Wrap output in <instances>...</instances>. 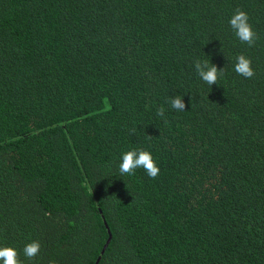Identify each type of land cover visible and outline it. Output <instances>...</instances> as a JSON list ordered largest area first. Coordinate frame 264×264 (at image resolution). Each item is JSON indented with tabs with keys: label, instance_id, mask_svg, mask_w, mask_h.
<instances>
[{
	"label": "trees",
	"instance_id": "trees-1",
	"mask_svg": "<svg viewBox=\"0 0 264 264\" xmlns=\"http://www.w3.org/2000/svg\"><path fill=\"white\" fill-rule=\"evenodd\" d=\"M238 10L251 47L228 25ZM240 54L252 78L231 71ZM196 59L224 68L218 84ZM132 147L157 177L119 176ZM9 245L22 264H264V0H0Z\"/></svg>",
	"mask_w": 264,
	"mask_h": 264
},
{
	"label": "clouds",
	"instance_id": "clouds-1",
	"mask_svg": "<svg viewBox=\"0 0 264 264\" xmlns=\"http://www.w3.org/2000/svg\"><path fill=\"white\" fill-rule=\"evenodd\" d=\"M228 25L234 37L242 44L251 47L256 42V32L247 12L238 10L234 12L228 20ZM194 68L199 79L206 85L212 87L224 77V68H218L216 64L208 60L196 59ZM231 71L244 78H252L255 69L251 59L240 54L234 58ZM185 94L171 96L168 107L176 112L186 111ZM157 117L166 120V110L161 107L156 112ZM142 169L147 176L155 178L160 172L158 161L150 150L140 147H132L120 154L117 171L120 177H130L136 174L137 170ZM41 243L38 240H31L23 248L25 257L32 259L38 256ZM0 264H22L19 259V250L15 246H0Z\"/></svg>",
	"mask_w": 264,
	"mask_h": 264
}]
</instances>
